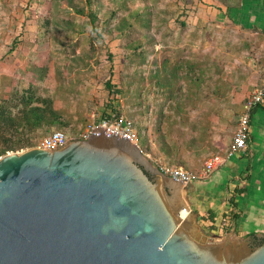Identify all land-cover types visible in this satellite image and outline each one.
Returning <instances> with one entry per match:
<instances>
[{"label": "rangeland", "instance_id": "obj_1", "mask_svg": "<svg viewBox=\"0 0 264 264\" xmlns=\"http://www.w3.org/2000/svg\"><path fill=\"white\" fill-rule=\"evenodd\" d=\"M219 5L214 0H0V103L11 100L16 86L38 81L39 92L79 131L99 118L110 82L122 92L114 102L111 98L112 107L134 122L137 145L148 147L155 166L185 161L193 163L187 170L200 171L217 155L216 145L230 141L240 107L264 79L262 36L229 20L248 24L254 18L264 28V0ZM91 13L100 35H94L92 47ZM193 215L203 237L230 238ZM239 241L245 239L228 244Z\"/></svg>", "mask_w": 264, "mask_h": 264}, {"label": "water", "instance_id": "obj_2", "mask_svg": "<svg viewBox=\"0 0 264 264\" xmlns=\"http://www.w3.org/2000/svg\"><path fill=\"white\" fill-rule=\"evenodd\" d=\"M184 189L113 136L9 153L0 158V264H264V240L251 245L264 234L232 244L234 235L199 234Z\"/></svg>", "mask_w": 264, "mask_h": 264}, {"label": "crops", "instance_id": "obj_3", "mask_svg": "<svg viewBox=\"0 0 264 264\" xmlns=\"http://www.w3.org/2000/svg\"><path fill=\"white\" fill-rule=\"evenodd\" d=\"M229 20L239 27L260 33L264 42V28L255 24L257 19L253 18L250 21L252 24ZM263 82L264 79L248 96L249 99ZM256 107L250 111V131L246 150L217 167L208 179L184 184L185 189L181 193L188 209L198 217L208 212L213 213L217 231L223 227L221 222L224 216L231 211L238 214V219L232 224L227 235L229 237L234 235L239 240L247 239L253 234H264V104L260 105V109ZM243 111L242 106L237 124ZM230 143L231 139L227 145L224 143L216 145L215 153L223 156ZM187 165L193 166V163L183 161L181 166L176 167H184L183 169L187 170L185 167ZM197 170L193 167L188 171L197 173ZM235 188L243 189L244 193L235 197L237 208L232 209L227 199Z\"/></svg>", "mask_w": 264, "mask_h": 264}, {"label": "trees", "instance_id": "obj_4", "mask_svg": "<svg viewBox=\"0 0 264 264\" xmlns=\"http://www.w3.org/2000/svg\"><path fill=\"white\" fill-rule=\"evenodd\" d=\"M214 1H217L220 4L219 6L223 8L235 7L241 2V0ZM87 16L89 17L92 35L89 45L92 47L96 40L94 35L100 37L97 33L99 26L95 23L96 17L92 13ZM44 23L47 25L49 23L48 19H45ZM129 47L136 48L135 45ZM123 53L124 59L131 61L130 57H128L130 53L126 49H123ZM106 88L110 97L104 105V110L100 113L99 118L88 123L83 130L74 131L73 127L55 110L51 98L39 92L38 81H29L26 87L22 86V88L19 85L16 86L11 100L0 103V157L9 153H16L24 149L33 148L43 137L55 131L63 132L68 138L69 136H73V138L80 140V135L91 123L97 124L105 119H110V114L116 117H123L119 109H116L114 106L112 107L110 101L112 98V102H114L115 98L121 95L122 92L115 90V87L110 82H106ZM141 98L143 99V97ZM106 109H109V112L105 111ZM131 123L134 127L133 129H135L134 122L131 121ZM136 123L142 125L137 121ZM142 151L144 154H147L149 149L146 146ZM243 193L244 190L240 188H235L232 191L227 199V203L232 209L237 208V204L234 201L235 197ZM199 217L203 223H207L212 232L222 235V233L226 234L229 232L232 224L238 219L239 215L231 211L224 216L221 222L223 227L220 231H217V228L214 226V215L212 212H208Z\"/></svg>", "mask_w": 264, "mask_h": 264}, {"label": "built area", "instance_id": "obj_5", "mask_svg": "<svg viewBox=\"0 0 264 264\" xmlns=\"http://www.w3.org/2000/svg\"><path fill=\"white\" fill-rule=\"evenodd\" d=\"M264 104V82L258 88L250 99L243 105V114L239 118L236 130L231 138L229 148L225 151L223 156L214 155L209 157L203 164V167L197 173L183 169L182 167H167L159 166V169L165 175L173 178L176 181L188 184L192 181H202L209 178L214 170L247 148V141L249 139L250 131V111L256 107ZM110 119H105L97 124L91 123L80 135V140L88 139L91 135H103L105 137H116L125 139L137 144V135L133 129L131 121L125 117H116L110 114ZM76 140L65 136L61 131H55L43 137L35 147L46 150H56L64 147L70 141ZM78 140V139H77ZM2 157V156H1ZM0 157V158H1ZM183 212L186 213L184 209Z\"/></svg>", "mask_w": 264, "mask_h": 264}, {"label": "flooded vegetation", "instance_id": "obj_6", "mask_svg": "<svg viewBox=\"0 0 264 264\" xmlns=\"http://www.w3.org/2000/svg\"><path fill=\"white\" fill-rule=\"evenodd\" d=\"M261 240L262 239H255V240H253V242H252V246H257V244H259L260 242H261Z\"/></svg>", "mask_w": 264, "mask_h": 264}, {"label": "bare ground", "instance_id": "obj_7", "mask_svg": "<svg viewBox=\"0 0 264 264\" xmlns=\"http://www.w3.org/2000/svg\"><path fill=\"white\" fill-rule=\"evenodd\" d=\"M187 213V212H186ZM185 212H182V214H181V216L184 218V217H186V214Z\"/></svg>", "mask_w": 264, "mask_h": 264}]
</instances>
